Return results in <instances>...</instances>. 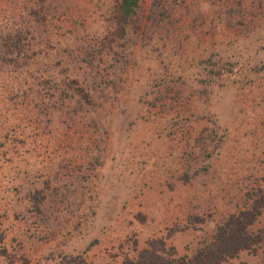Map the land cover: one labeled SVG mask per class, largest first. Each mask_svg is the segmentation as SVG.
<instances>
[{
    "label": "rangeland",
    "instance_id": "374dc122",
    "mask_svg": "<svg viewBox=\"0 0 264 264\" xmlns=\"http://www.w3.org/2000/svg\"><path fill=\"white\" fill-rule=\"evenodd\" d=\"M121 1L0 0V264L191 257L264 197V0Z\"/></svg>",
    "mask_w": 264,
    "mask_h": 264
},
{
    "label": "trees",
    "instance_id": "16d2710c",
    "mask_svg": "<svg viewBox=\"0 0 264 264\" xmlns=\"http://www.w3.org/2000/svg\"><path fill=\"white\" fill-rule=\"evenodd\" d=\"M125 13H130L138 5L137 0H122L120 3ZM16 37L11 30L0 35V47L13 43ZM3 41V42H2ZM11 42V43H10ZM2 43V44H1ZM65 81L66 84L78 83ZM264 197H256L250 208L233 213L227 221L219 225L211 243L198 249L193 256L179 255L174 247L167 246L163 238L149 242L136 256H127L114 264H222L238 256L243 250L257 252L264 244V226L252 231L250 228L262 214ZM57 264H89L83 255L64 256Z\"/></svg>",
    "mask_w": 264,
    "mask_h": 264
}]
</instances>
